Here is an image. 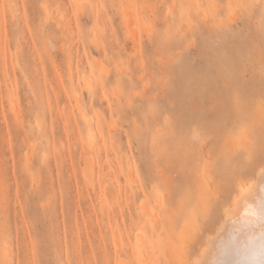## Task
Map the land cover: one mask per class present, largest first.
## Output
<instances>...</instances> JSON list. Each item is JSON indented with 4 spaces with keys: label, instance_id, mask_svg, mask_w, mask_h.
Segmentation results:
<instances>
[{
    "label": "rangeland",
    "instance_id": "1",
    "mask_svg": "<svg viewBox=\"0 0 264 264\" xmlns=\"http://www.w3.org/2000/svg\"><path fill=\"white\" fill-rule=\"evenodd\" d=\"M262 161L264 0H0V264H189Z\"/></svg>",
    "mask_w": 264,
    "mask_h": 264
},
{
    "label": "bare ground",
    "instance_id": "2",
    "mask_svg": "<svg viewBox=\"0 0 264 264\" xmlns=\"http://www.w3.org/2000/svg\"><path fill=\"white\" fill-rule=\"evenodd\" d=\"M76 4L80 6L79 1H76ZM78 8L80 12L81 7ZM82 12L83 11H81V13ZM101 72L105 71L101 70L100 74ZM105 74L106 73H103V76H105ZM84 83H86L85 85H89L88 79L85 78ZM79 111L81 112L83 120L88 123V133L91 139H93L95 130L90 125L91 118L81 107H79ZM145 169L149 174H152L158 168L156 164H148L145 166ZM256 169L257 178L255 180H248L249 182L246 184H239L240 189L237 191L239 195L236 193L238 197L235 200V206L223 207L224 216L223 219L220 220L222 223H219L216 231H209V236L207 235L208 238L206 241L204 240L206 243L204 242L205 244L203 243L202 246H200L201 251L200 253L198 252V257L194 262L191 261L190 263L264 264V161H262ZM134 170H136V167ZM131 171H129L130 179L134 182ZM133 184L136 185L135 182ZM130 189L132 190L131 187ZM141 208L146 213L151 214L150 209L145 204H142ZM155 216L156 215H153V218ZM173 231L174 228L171 227L170 232L172 233ZM116 244L121 245V242L117 240ZM140 245L141 244H139V246Z\"/></svg>",
    "mask_w": 264,
    "mask_h": 264
}]
</instances>
